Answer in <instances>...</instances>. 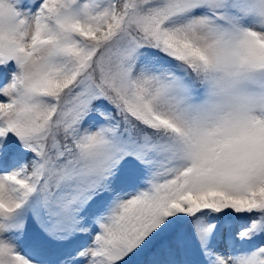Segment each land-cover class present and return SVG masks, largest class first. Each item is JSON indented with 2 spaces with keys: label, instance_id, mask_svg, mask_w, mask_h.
<instances>
[{
  "label": "snow or ice",
  "instance_id": "1",
  "mask_svg": "<svg viewBox=\"0 0 264 264\" xmlns=\"http://www.w3.org/2000/svg\"><path fill=\"white\" fill-rule=\"evenodd\" d=\"M0 264H264V0H0Z\"/></svg>",
  "mask_w": 264,
  "mask_h": 264
}]
</instances>
